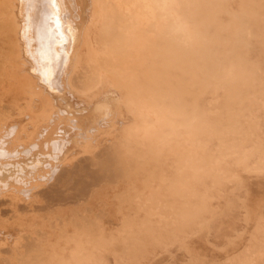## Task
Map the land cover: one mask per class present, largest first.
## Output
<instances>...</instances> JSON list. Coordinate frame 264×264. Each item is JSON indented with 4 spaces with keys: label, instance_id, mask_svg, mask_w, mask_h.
Returning <instances> with one entry per match:
<instances>
[{
    "label": "rangeland",
    "instance_id": "374dc122",
    "mask_svg": "<svg viewBox=\"0 0 264 264\" xmlns=\"http://www.w3.org/2000/svg\"><path fill=\"white\" fill-rule=\"evenodd\" d=\"M126 1L123 44L74 80L106 71L137 121L0 198V264H264V0Z\"/></svg>",
    "mask_w": 264,
    "mask_h": 264
},
{
    "label": "bare ground",
    "instance_id": "6f19581e",
    "mask_svg": "<svg viewBox=\"0 0 264 264\" xmlns=\"http://www.w3.org/2000/svg\"><path fill=\"white\" fill-rule=\"evenodd\" d=\"M126 3L105 0L95 6L86 0L89 16L74 28L77 0H0V133L19 136L8 141L0 135V146L7 147L0 150V198L13 194L29 200L63 167L98 150L122 125L137 121L115 80L100 67L91 83L74 80L85 48L92 54L123 44L130 25ZM93 105L97 110L82 115ZM46 147L51 157L42 164Z\"/></svg>",
    "mask_w": 264,
    "mask_h": 264
}]
</instances>
